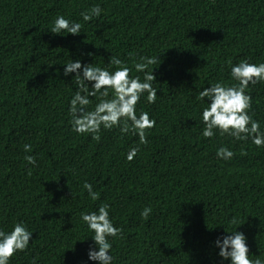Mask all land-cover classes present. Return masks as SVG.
Here are the masks:
<instances>
[{
    "label": "trees",
    "instance_id": "obj_1",
    "mask_svg": "<svg viewBox=\"0 0 264 264\" xmlns=\"http://www.w3.org/2000/svg\"><path fill=\"white\" fill-rule=\"evenodd\" d=\"M95 6L101 15L85 22L81 13ZM61 15L80 23L81 33H51ZM111 56L141 81L134 64L158 58L147 69L156 103L145 93L136 106L156 121L147 145L118 127L102 128L99 141L72 130L78 89L64 65L79 60L115 71ZM241 60L264 63V0H0V231L23 223L33 233L10 264H99L88 257L98 248L81 213L104 203L122 229L109 237L112 264H231L215 242L234 231L247 238L250 258L264 261V147L218 130L205 138L210 101L197 99L212 84H236L231 67ZM246 94L264 131V82ZM89 99L93 110L99 93ZM221 147L234 157L218 158Z\"/></svg>",
    "mask_w": 264,
    "mask_h": 264
},
{
    "label": "clouds",
    "instance_id": "obj_2",
    "mask_svg": "<svg viewBox=\"0 0 264 264\" xmlns=\"http://www.w3.org/2000/svg\"><path fill=\"white\" fill-rule=\"evenodd\" d=\"M102 9L93 7L90 12H82L85 22L93 17H99ZM82 25L66 19L63 15L54 20L51 33H62L77 36L81 33ZM143 62L135 63L137 72H143V81L139 76L132 77V69L116 56H111L109 66H115V71L107 68L82 65L79 60L70 61L64 65V76L75 73L77 91L70 101V114L72 116V130L77 134H90L93 140L99 141L101 129L112 130L120 128L122 134L132 132L138 135L139 144L147 145L146 133L156 126L155 119H151L146 111L137 115L136 106L141 97L147 93V102L155 104L157 89L152 85L156 80L152 71H147L150 65L158 62L156 57H141ZM231 64V61H229ZM231 76L237 81L236 84L225 85L223 83L212 84L199 92L197 99L203 101L207 98L210 103L202 111V120L205 125L202 135L212 138L216 130L221 135L234 137L239 141L251 142L257 147H264V131H261L260 123L249 114L252 108V97L246 94L249 85L255 86L264 82V63L253 64L241 60L231 67ZM89 83L91 88H89ZM112 94L109 99V94ZM83 93V94H82ZM99 93V102L93 110H88L92 103L89 97H96ZM25 152H31L30 144L24 145ZM139 147H133L127 154V160L131 162L138 154ZM243 154V153H242ZM218 158L225 161L231 160L234 153L228 148L221 147L217 150ZM30 165H36V157L27 155L24 157ZM83 188L87 191L90 199L98 200L100 194L93 191L90 183H85ZM152 209L146 207L141 212L142 218L148 219ZM81 220L88 226L89 231L94 233L92 239L98 251L89 250L88 257L99 264H112L113 257L110 255L112 244L109 237L121 236L122 229L114 226L109 216V205L101 204L98 211L81 213ZM235 223V221H233ZM32 232L28 231L23 223L14 225L10 233L0 231V264H10V260L19 252L28 249ZM222 240V242H221ZM216 247L220 249L219 256L224 260H231V264H264L259 257L251 259L247 246V238L243 233L234 231L230 235L217 239Z\"/></svg>",
    "mask_w": 264,
    "mask_h": 264
}]
</instances>
